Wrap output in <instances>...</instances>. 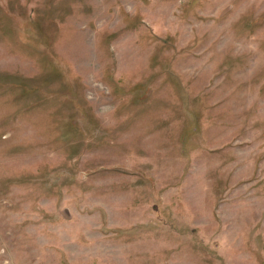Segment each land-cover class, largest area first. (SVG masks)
Wrapping results in <instances>:
<instances>
[{
	"label": "rangeland",
	"instance_id": "1",
	"mask_svg": "<svg viewBox=\"0 0 264 264\" xmlns=\"http://www.w3.org/2000/svg\"><path fill=\"white\" fill-rule=\"evenodd\" d=\"M0 264H264V0H0Z\"/></svg>",
	"mask_w": 264,
	"mask_h": 264
}]
</instances>
